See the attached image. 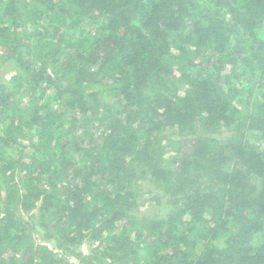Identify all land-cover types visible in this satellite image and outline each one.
Listing matches in <instances>:
<instances>
[{"label":"trees","instance_id":"obj_1","mask_svg":"<svg viewBox=\"0 0 264 264\" xmlns=\"http://www.w3.org/2000/svg\"><path fill=\"white\" fill-rule=\"evenodd\" d=\"M70 256L264 264V0H0V264Z\"/></svg>","mask_w":264,"mask_h":264},{"label":"rangeland","instance_id":"obj_2","mask_svg":"<svg viewBox=\"0 0 264 264\" xmlns=\"http://www.w3.org/2000/svg\"><path fill=\"white\" fill-rule=\"evenodd\" d=\"M1 74H2V77L3 78H8L9 75L11 74V70H10V67H7V66H4V68L1 69ZM247 95H243L242 93L239 95V97L237 98V105L238 107L242 110V111H246L248 110V99L246 98ZM228 131L226 130H222V131H218L217 133L214 134L215 137L219 138V139H224L227 135ZM166 135L168 136H171L173 134H175V131L174 129H167L166 132H165ZM140 189L143 191H146L149 189V185L142 181L141 182V185H140ZM154 210H159L160 213H164L165 212V209H161V206H155L151 203H147L145 205V207H141L140 208V211H144V212H149V211H154ZM36 213L35 211H32L28 214H26L25 216L29 219H31V216H34ZM34 237H35V241L36 243H43L42 239L39 237V235H37L36 233L34 234ZM94 245H96V243L94 244V242H90V241H87L85 243H83V245L81 246V250L85 253L88 252V250L93 247Z\"/></svg>","mask_w":264,"mask_h":264},{"label":"built area","instance_id":"obj_3","mask_svg":"<svg viewBox=\"0 0 264 264\" xmlns=\"http://www.w3.org/2000/svg\"><path fill=\"white\" fill-rule=\"evenodd\" d=\"M64 264H79V262L75 257L70 256Z\"/></svg>","mask_w":264,"mask_h":264}]
</instances>
